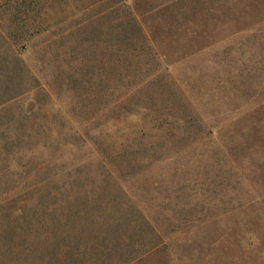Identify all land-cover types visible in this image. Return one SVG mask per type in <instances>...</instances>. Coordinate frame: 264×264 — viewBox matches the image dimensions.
I'll list each match as a JSON object with an SVG mask.
<instances>
[{"label":"rangeland","instance_id":"1","mask_svg":"<svg viewBox=\"0 0 264 264\" xmlns=\"http://www.w3.org/2000/svg\"><path fill=\"white\" fill-rule=\"evenodd\" d=\"M105 202L107 264H264V0H0V264Z\"/></svg>","mask_w":264,"mask_h":264},{"label":"trees","instance_id":"2","mask_svg":"<svg viewBox=\"0 0 264 264\" xmlns=\"http://www.w3.org/2000/svg\"><path fill=\"white\" fill-rule=\"evenodd\" d=\"M107 203H99L90 211L94 216L93 227L96 228V230H91L94 234V241H77L75 247L69 243L64 244V250L69 252V259H66L64 264H107L109 256L115 252H122L129 246L128 240L122 237L124 232L121 226L116 224L114 216L106 210ZM37 205L41 211L54 209L53 204L48 205L43 200H40ZM42 226L43 224L40 223L39 227ZM71 249L72 252H70Z\"/></svg>","mask_w":264,"mask_h":264}]
</instances>
